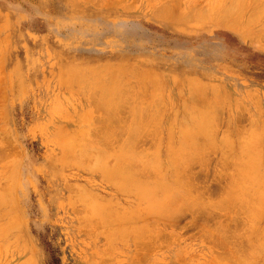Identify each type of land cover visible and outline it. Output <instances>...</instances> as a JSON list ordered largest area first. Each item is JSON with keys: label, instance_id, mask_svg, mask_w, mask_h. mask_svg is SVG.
<instances>
[{"label": "rangeland", "instance_id": "rangeland-1", "mask_svg": "<svg viewBox=\"0 0 264 264\" xmlns=\"http://www.w3.org/2000/svg\"><path fill=\"white\" fill-rule=\"evenodd\" d=\"M1 189L0 264H264V0H0Z\"/></svg>", "mask_w": 264, "mask_h": 264}, {"label": "bare ground", "instance_id": "bare-ground-1", "mask_svg": "<svg viewBox=\"0 0 264 264\" xmlns=\"http://www.w3.org/2000/svg\"><path fill=\"white\" fill-rule=\"evenodd\" d=\"M109 66H111V65H109ZM132 67H133V65H132ZM83 70H84V69H83ZM106 72H107V71H106ZM106 72H105V73H106ZM78 74H79V73H78ZM142 74H143V73H142ZM91 75H93V74H91ZM101 76H102V75H101ZM128 76H129V75H128ZM143 76H144V75H143ZM143 76H142V77H143ZM85 77H86V76H85ZM79 78H80V77H79ZM137 78H138V77H137ZM155 79H156V78H155ZM108 80H109V79H108ZM115 80H116V79H115ZM86 81H87V80H86ZM89 81H90V80H89ZM106 81H107V80H106ZM106 81H105V82H106ZM136 81H137V80H136ZM139 81H141V80H139ZM191 81H192V83H193V80H191ZM78 82H79V80H78ZM83 82H84V81H83ZM93 82H94V81H93ZM154 82H155V81H154ZM81 83H82V82H81ZM97 83H98V82H97ZM103 83H104V82H103ZM114 83H115V82H114ZM134 83H135V82H134ZM90 84H91V83H90ZM105 84H107V82H106ZM117 84H118V83H117ZM150 84H151V83H150ZM107 85H108V84H107ZM193 85H194V84H193ZM90 86H93V85H90ZM130 86H131V85H130ZM130 86H129V87H130ZM139 86H140V85H139ZM152 86H153V85H152ZM134 87H135V86H134ZM141 87H142V86H141ZM154 87H155V86H154ZM194 87H195V85H194ZM96 88H97V87H96ZM90 89H91V88H90ZM106 89H107V88H106ZM122 89H123V88H122ZM133 89H135V88H133ZM104 90H105V89H104ZM114 90H115V89H114ZM126 90H127V88L125 89V92H126ZM128 91H129V90H128ZM130 91H131V89H130ZM132 91H133V90H132ZM135 91H136V89H135ZM105 92H106V90H105ZM107 92H108V91H107ZM107 92H106L105 94H107ZM111 92H112V90H111ZM114 92H115V91H114ZM114 92H113V94H112L113 97H114V95H115ZM125 92H123V93L125 94ZM189 92H190V91H189ZM93 93H94V92H93ZM103 93H104V92H102V95H104V96H102V97H105V96L108 95V94L105 95V94H103ZM108 93H109V92H108ZM117 93H118V92H117ZM117 93H116V94H117ZM119 93H120V92H119ZM121 94H122V93H121ZM150 94H151V93H150ZM122 95H123V94H122ZM142 95L144 96V94H142ZM156 95L159 96L158 93H156ZM108 96L110 97V93H109ZM119 96H120V94H119ZM87 97H88V96H87ZM117 97H118V95H117ZM120 97H121V96H120ZM88 98H89V97H88ZM92 98H93V97H92ZM92 98H91V99H92ZM111 98H112V97H111ZM136 98H137V97H136ZM140 98H141V97H140ZM153 98H154V97H153ZM125 99H126V98H125ZM125 99H124V100H125ZM127 99H128V98H127ZM134 99H135V98H134ZM134 99H133V100H134ZM104 100H106V99H104ZM113 100H114V98H113ZM116 100H117V99H116ZM119 100H120V99H119ZM122 100H123V99H122ZM133 100H132V101H133ZM139 100H140V99H139ZM152 100H154V99H152ZM100 101H101V100H100ZM126 101H127V100H126ZM158 101H159V100H158ZM160 101H161V99H160ZM101 102H102V101H101ZM118 102H119V101H118ZM129 102H130V101H129ZM213 102H214V101H213ZM115 103L117 104V101H116ZM141 103H142V102H141ZM143 103H144V102H143ZM143 103H142V104H143ZM152 103H154V101H152ZM161 103H162V101L160 102V104H159V103H157V104L161 105ZM94 104H95V103H94ZM100 104H101V103H100ZM102 104H104V103H102ZM155 104H156V102H155L153 105H155ZM104 105H105V104H104ZM153 105H152V106H153ZM159 105H158V106H159ZM141 106H142V105H141ZM158 106H157V107H158ZM100 107H101V106H100ZM106 107H107L108 112L111 113V109L109 110L108 106H106ZM159 107H160V106H159ZM161 107H162V105H161ZM161 107H160V108H161ZM113 108H114V107H113ZM130 108H131V107H130ZM152 108H153V107H152ZM160 108H159V109H160ZM210 108H211V107H210ZM212 108H214L213 105H212ZM216 108H217V107H216ZM216 108H215V109H216ZM115 109L117 110V108H115ZM127 109H128V108H127ZM143 109H144V108H143ZM156 109H158V108H156ZM101 110H102V109H101ZM152 110L154 111V109H152ZM161 110H162V109H161ZM161 110H160V111H161ZM114 111H115V110H114ZM132 111H133V110H132ZM132 111H131V112H132ZM140 111H141V110H140ZM160 111H158V112H160ZM202 111H204V109H201V112H200V113H202ZM211 111H212V109H211ZM112 112H113V111H112ZM115 112H116V111H115ZM198 112H199V111H198ZM205 112H206V114H208L207 111H204V114H205ZM113 113H114V112H113ZM123 113H125V111H124ZM137 113H138V112H137ZM139 113H140V112H139ZM214 113H217V112H214ZM214 113L212 114L213 116H214ZM160 114H161V113H160ZM96 115H97V114H96ZM108 115H112V113H111V114L108 113ZM134 115H135V114H134ZM134 115H133V116H134ZM140 115H141V114H140ZM144 115H145V114H144ZM119 116H120V115H119ZM135 116H136V115H135ZM198 116L201 117V116H204V115H201V114H200V115H198ZM208 116H209V114H208ZM208 116H207V117H208ZM210 116H211V115H210ZM96 117H97V116H96ZM120 117H121V116H120ZM152 117H154V116H152ZM200 117H199V123H200V119H201ZM207 117H206V119H207ZM105 118H106V117H105ZM192 118H193V117H192ZM194 118H195V117H194ZM204 118H205V117H203V119H204ZM106 119H107V118H106ZM146 119H147V118H146ZM154 119H155V118H154ZM210 119H211V118H210ZM91 120H92V119H91ZM93 120H94V119H93ZM151 120H152V119H151ZM158 120H159V118H158ZM207 120H209V118H208ZM94 121H95V120H94ZM112 121H113V120H112ZM129 121L131 122V120H129ZM141 121H142V120H141ZM141 121H140V122H141ZM153 121H154V120H153ZM193 121H194V120H193ZM133 122H134V121H133ZM135 122H136V121H135ZM142 122H143V121H142ZM156 122H159V121H156ZM94 123H95V122H94ZM143 123H144V122H143ZM148 123H149V124L151 123L150 120H149V122H147V125H146L147 127L150 126V125L148 126ZM205 123H206V121H205ZM90 124H91V122H90ZM135 124H136V123H135ZM135 124H134V126H135ZM200 124H201V123H200ZM109 125H110V124H109ZM142 125H143V124H142ZM142 125H141V126H142ZM152 125H153V124H152ZM194 125L196 126V124H194ZM107 126H108V125H107ZM125 126H126V125H125ZM125 126H124V127H125ZM137 126H138V125H137ZM141 126H140V127H141ZM155 126H156V123H155ZM155 126H154V127H155ZM197 126H198V125H197ZM197 126H196V127H197ZM208 126H209V125H208ZM208 126H207V127H208ZM210 126H211V125H210ZM210 126H209V127H210ZM121 127H122V126H121ZM138 127H139V126H138ZM147 127H146V128H147ZM157 127H158V126H157ZM199 127H200V126H199ZM84 128H85V127H84ZM96 128H97V127H96ZM96 128H94V129H96ZM141 128H142V127H141ZM151 128H153V127H151ZM203 128H204V127H203ZM205 128H206V127H205ZM89 129H90V128H89ZM91 129H92V128H91ZM113 129L116 130V128H113ZM125 129H126V128H125ZM156 129H157V128H156ZM156 129H155V130H156ZM191 129H192V128H191ZM210 129H212V128H210ZM80 130H81V129H80ZM83 130H85V129H82V131H83ZM122 130H124V129L122 128ZM129 130H131V129H129ZM129 130H128V131H129ZM135 130H136V129L134 128V130H133L134 133H135ZM148 130H149V129H148ZM155 130H154V131H155ZM157 130H158V129H157ZM200 130H201V129H200ZM96 131H97V130H96ZM116 131L118 132V130H116ZM120 131H121V129H120ZM133 131H131V132H133ZM142 131H143V130H142ZM150 131H151V130H150ZM150 131H147V132L150 133ZM154 131H153V132H154ZM204 131H205V130H204ZM208 131H209V130H208ZM88 132H89V130H88ZM98 132H99V131H98ZM111 132H112V131H111ZM113 132H114V131H113ZM113 132H112V133H113ZM117 132H114L113 134L110 133V134H111V136L114 135L115 133L118 135ZM121 132H122V131H121ZM123 132H125V130H124ZM126 132H127V131H126ZM131 132H130V134H132ZM209 132H210V131H209ZM103 133H104V132H103ZM119 133H120V132H119ZM155 133H156V131H155ZM90 134H91V133H90ZM110 134H109V135H110ZM116 134H115V136H116ZM123 134H124V133H123ZM127 134H128V133H126V135H127ZM136 134H137V133H136ZM138 134H140V130H139V133H138ZM147 134H148V133H147ZM157 134H158V133H157ZM105 135H106V134H105ZM134 135H135V134H134ZM142 135H143V133H142ZM188 135L190 136V134H188ZM191 135H192V134H191ZM206 135H209V134H206ZM115 136H112V137H115ZM128 136H129V135H128ZM130 136L132 137V135H130ZM130 136H129V137H130ZM156 136H157V135H156ZM179 136H180V135H179ZM185 136H186V135H185ZM202 136H203V135H202ZM204 136H205V135H204ZM83 137L85 138V136H83ZM117 137L119 138V136H117ZM134 137H135V136H134ZM209 137H211V136H209ZM142 138H143V137H142ZM142 138H141V140H143ZM193 138H194V137H192V139H193ZM197 138H198V137H197ZM114 139H115V138H114ZM190 139H191V138H190ZM199 139H200V138H199ZM209 139H210V141H212L211 138H209ZM141 140H140V141H141ZM144 140H146V139H144ZM131 141L133 142V140H131ZM140 141H139V142H140ZM149 141H151V140H149ZM195 141H196V140H195ZM112 142H113V141H112ZM115 142H116V140H115ZM142 142H143V141H142ZM147 142H148V141H147ZM193 142H194V141H193ZM193 142H191V143L193 144ZM207 142H208V141H207ZM212 142H213V141H212ZM110 143H111V142H110ZM113 143H114V142H113ZM194 143H195V142H194ZM196 143H197V142H196ZM208 143H209V142H208ZM208 143L206 144V142H205V145H208ZM142 144H143V143H142ZM150 144H151V143H150ZM182 144H183V143H182ZM211 144H212V143H211ZM99 145H100V144H99ZM104 145H105V144H104ZM179 145H181V144H179ZM212 145H213V144H212ZM115 146H116V145H115ZM124 146H125V145H124ZM183 146H184V145H183ZM210 146H211V145H210ZM210 146H209V147H210ZM141 147H143V146H141ZM155 147H156V149H158V146H154L153 148H155ZM118 148H119V147H118ZM177 148H178V147H177ZM186 148H187V147H186ZM77 149H78V148H77ZM123 149H126V148H122L121 150H123ZM127 149H128V148H127ZM141 149H142V148H141ZM150 149H151V148H150ZM150 149H149V150H150ZM168 149H169V151H171L170 148H168ZM183 149H184V148H183ZM209 149H210V148H209ZM1 150H2V149H1ZM89 150H90V149H89ZM129 150H130V149H129ZM129 150L127 151V154H126L125 151H124L125 153L123 152V153L126 154V155H123V153H121V154H122V157H121L120 159H117L115 163H114V156H113V160H112V161H113V163L115 164V168H113V165H114L113 163H112L113 165L111 166L112 171H113V170H115V171L117 170L116 172H120L121 175H122V173H123V175H129V177H127V179H128V178H130V179H131V178H136L137 175L134 176L133 172L135 171V172L137 173V172H138L137 169L141 167V166H139V165H140V164H139L140 162H139L138 160L142 161V160L144 159L143 157H142L143 159L141 158L142 160L139 158V157H141L142 154L140 155L139 153H136V152H135V153L137 154L136 156H138V154L140 155L139 157H136V156H134V155H135L134 152H132L133 156L135 157L134 159L137 158L136 161H137V163L139 162L138 165H137V167H136V162H135V160L133 159V156L130 155L131 152H130ZM135 150H136V149H135ZM153 150H155V149H153ZM180 150H181V149H180ZM114 151H116V150H114ZM140 151H141V150H140ZM142 151H143V150H142ZM203 151H204V150H203ZM75 152H76V151H75ZM75 152H74V153H75ZM78 152H79V150H78ZM116 152H117V151H116ZM129 152H130V153H129ZM151 152H152V151H151ZM154 152H155V151H154ZM166 152H167V151H166ZM178 152H180V151L178 150ZM181 152H182V151H181ZM181 152H180V153H177V154H181ZM189 152H190V150H189ZM3 153H4V151H3ZM89 153H90V152H89ZM103 153H104V152H103ZM142 153H144V152H142ZM148 153H149V152H148ZM168 153H170V152H168ZM171 153H172V152H171ZM173 153H174V152H173ZM203 153H204V152H203ZM75 154H76V153H75ZM78 154H79V153H78ZM80 154H81V152H80ZM128 154H129V155H128ZM166 154H167V153H166ZM177 154H176V155H177ZM182 154H183V153H182ZM1 155L3 156L4 154H1ZM112 155H113V154H112ZM119 155H120V153H119ZM127 155H128V156H127ZM145 155H146V151H145ZM147 155H148V154H147ZM167 155H168V154H167ZM172 155H173V154H172ZM81 156H82V158H84L83 156H85V155H81ZM88 156H89V155H88ZM91 156H92V155H91ZM104 156H106V155H104ZM151 156H152V155H151ZM177 156H178V155H177ZM179 156H180V155H179ZM93 157H94V156H93ZM107 157H108V156H107ZM149 157H150V156H149ZM181 157H182V156H181ZM181 157H179V158H181ZM116 158H117V157H116ZM138 158H139V159H138ZM146 158H148V157H146ZM156 158H157V157H156ZM172 158H175V157H172ZM183 158H184V157H183ZM186 158H187V157H186ZM92 159H93V158H92ZM150 159H151V158H150ZM76 160H77V158H76ZM78 160H79V159H78ZM84 160H85V158L83 159V161H84ZM90 160H91V159H90ZM90 160H88V161L90 162ZM109 160L111 161V158H110ZM109 160H108V161H109ZM145 160H146V159H144V162H145ZM147 160H149V159H147ZM147 160H146V161H147ZM151 160H152V159H151ZM151 160H150V163H151ZM189 160H190V159H189ZM191 160H192V159H191ZM193 160H194V159H193ZM92 161H93V160H92ZM108 161H107V162H108ZM110 161H109V162H110ZM155 161H156V160H155ZM186 161H187V159H186ZM186 161H185V162H186ZM201 161H202V160H201ZM226 161H227V162H226ZM77 162L79 163V161H77ZM84 162H85V161H84ZM144 162H142L141 164L143 165ZM152 162H153V161H152ZM169 162H170V160H169ZM185 162H184V165H185ZM194 162H195V161H194ZM225 162L228 163V160H226V158H225ZM230 162H231V160H230ZM134 163H135V165H134ZM146 163H147V162H146ZM170 163H171V162H170ZM176 163H177V161H176ZM186 163H187V162H186ZM190 163H191V161H190ZM200 163H201V162H200ZM87 164L93 166V165H92V162H91L90 164H89V163H87ZM108 164H109V163H107V165H108ZM144 164H145V163H144ZM191 164H192V163H191ZM196 164H198V162L195 163L194 166H196ZM205 164H206V163H205ZM239 164H240V163H239ZM133 165H134L135 167H134ZM146 165H147V164H146ZM148 165H149V164H148ZM156 165H157V164H156ZM186 165H187V164H186ZM201 165H202V163H201ZM230 165H231V164L229 163V165H228L229 168H230ZM144 166H145V165H144ZM144 166H142V167H144ZM188 166H190L189 161H188ZM192 166H193V165H192ZM194 166H193V167H194ZM237 166H238V163H237ZM237 166H236V167H237ZM248 166H249V165H248ZM133 167H134V168H133ZM142 167H141V168H142ZM147 167H148V166H147ZM184 167H185V166H184ZM203 167H204V164H203ZM225 167H226V165H225ZM238 167H239V166H238ZM104 168H105V167H104ZM172 168H173V167H172ZM176 168H177V167H176ZM190 168H191V166H190ZM135 169H136V170H135ZM147 169H149V168H147ZM174 169H175V168H174ZM182 169H183V168H182ZM188 169H189V168H188ZM188 169H187V170H188ZM191 169H192V168H191ZM236 169H237V168H235V170H236ZM239 169H240V168H238V169L236 170V172L239 171ZM106 170H109V169H105V171H106ZM143 170H145V169H143ZM151 170H152V169H151ZM187 170H185V171H187ZM248 170H249V169H248ZM145 171H146V170H145ZM179 171H180V170H179ZM185 171H184V172H185ZM188 171H189V170H188ZM188 171H187V173H190V172H188ZM202 171H203V170H202ZM140 172H141V171H140ZM146 172H147V171H146ZM233 172H234V170H233ZM112 173H113V172H112ZM176 173H178V172H176ZM191 173H192V172H191ZM131 174L133 175V177L131 176ZM215 174H216V172H215ZM225 174H226V173H225ZM113 175H114V174H113ZM138 175H139V174H138ZM161 175H162V174H161ZM161 175H160V176H161ZM177 175H178V174H177ZM187 175H188V174H187ZM192 175H194V174H192ZM213 175H214V174H213ZM103 176H104V175H103ZM144 176L146 177V175H144ZM144 176H143V178H144ZM148 176H149V174H148ZM173 176H174V175H173ZM162 177H163V176H162ZM188 177H189V176H188ZM190 177H191V176H190ZM242 177H243V176H242ZM140 178H141V177H140ZM150 178H151V177H150ZM150 178H149V179H150ZM215 178H216V177H215ZM235 178H237V177H235ZM238 178H239V177H238ZM240 178H241V177H240ZM240 178H239V179H240ZM111 179H114V178H111ZM125 179H126V178H125ZM127 179H126V180H127ZM191 179H192V178H191ZM243 179H244V177H243ZM164 180H165V179H164ZM189 180H190V179H189ZM189 180H188V181H189ZM195 180H196V179H195ZM217 180H218V179H217ZM228 180H229V179H228ZM237 180H238V179H237ZM114 181H115V180H114ZM134 181H135V180H134ZM173 181H174V180H173ZM243 181H244V180H243ZM124 182H125V181H124ZM147 182H148V180H147ZM147 182H146V183H147ZM159 182H160V181H159ZM163 182H165V181H163ZM193 182H194V181H193ZM217 182H219V180H218ZM220 182H221V181H220ZM226 182H227V181H226ZM229 182H230V181H229ZM234 182H236V179H235ZM149 183H150V181H149ZM149 183H148V184H149ZM178 183H179V182H178ZM190 183H191V181H190ZM227 183H228V182H227ZM250 183H251V182H250ZM113 184H114V183H113ZM144 184H145V183H144ZM166 184H167V183H166ZM188 184H189V183H188ZM196 184H197V183H196ZM241 184H242V183H241ZM6 185H7V184H6V182H5L4 187H7ZM121 185H122V184H121ZM180 185H181V184H180ZM223 185H224V184H223ZM232 185H233V184H232ZM234 185H235V184H234ZM236 185H237V184H236ZM144 186H145V185H143V187H144ZM147 186H148V185H147ZM166 186H167V185H166ZM192 186H193V183H192ZM225 186H227V185H225ZM229 186H230V185H229ZM246 186H247V185H246ZM4 187H3V188H4ZM116 187H117V186H116ZM125 187H126V186H125ZM170 187H172V185H171ZM179 187H180V186H179ZM189 187H190V186H189ZM220 187H221V185H220ZM230 187H231V186H230ZM230 187H229V188H230ZM240 187H241V186H240ZM145 188H146V187H145ZM172 188L174 189V187H172ZM185 188H186V187H185ZM227 188H228V187H227ZM229 188H228V189H229ZM238 188H239V187H238ZM5 189H6V188H5ZM77 189H78V188H77ZM218 189H219V188H218ZM220 189H221V188H220ZM223 189H224V188H223ZM246 189H247V188H246ZM255 189H256V188H255ZM3 190H4V189H3ZM150 190H152V188H151ZM171 190H172V189H171ZM185 190H186V189H185ZM194 190H195V188H194ZM237 190H238V189H237ZM0 191L2 192V189H1ZM5 191H6V190H5ZM144 191H145V190H144ZM147 191H148V190H147ZM190 191H192V190H190ZM196 191H197V190H196ZM224 191H225V189H224ZM240 191H241V190H240ZM243 191L245 192V189H244ZM252 191H253V190H252ZM7 192H8V191H7ZM145 192H146V191H145ZM150 192H151V191H150ZM150 192H149V193H150ZM177 192H178V191H177ZM188 192H189V191H188ZM227 192H228V194L230 193L228 190H227ZM232 192H233V191H232ZM232 192H231V193H232ZM234 192H235V191H234ZM238 192H239V191H238ZM246 192H247V191H246ZM246 192H245V193H246ZM2 193H3V192H2ZM2 193H1V194H2ZM121 193H122V192H121ZM136 193H138V192L136 191ZM139 193H140V192H139ZM171 193H172V192H170V194H171ZM178 193H179V192H178ZM197 193H198V192H197ZM219 193H220V192H219ZM225 193H226V192H225ZM235 193H236V192H235ZM1 194H0V195H1ZM3 194H5V192H4ZM147 194H148V193H147ZM159 194L161 195V193H159ZM179 194H181V193H179ZM248 194H249V193H248ZM258 194H259V193H258ZM76 195H77V194H76ZM78 195H79V194H78ZM82 195H83V194H82ZM82 195H81V196H82ZM136 195H138V194H136ZM199 195H200V194H199ZM250 195H251V194H250ZM254 195L256 196V194H254ZM84 196H85V195H84ZM166 196H167V195H166ZM166 196H165V197H166ZM172 196H173V195H172ZM191 196H192V195H191ZM231 196H232V195H231ZM238 196H239V195H238ZM5 197H6V196H5ZM87 197H88V196H87ZM139 197H140V196H139ZM141 197H142V196H141ZM162 197H163V196H162ZM180 197H182V196H180ZM187 197H189V196H187ZM193 197H194V196H193ZM207 197H209V196L207 195ZM211 197H212V196H211ZM233 197H234V196H233ZM0 198H1V197H0ZM146 198H147V197H146ZM166 198H167V197H166ZM174 198H175V196H174ZM185 198H186V197H185ZM194 198H195V197H194ZM198 198H199V197H198ZM214 198H215V197H214ZM223 198H224V197H223ZM223 198H222V200H223ZM225 198H227V196H226ZM240 198H241V197H240ZM240 198H239V199L236 198V199L240 200ZM253 198H254V197H253ZM3 199H4V198H3ZM177 199H178V198H177ZM182 199H183V198H182ZM191 199H192V198H191ZM215 199H216V198H215ZM228 199H229V198H228ZM242 199L244 200V198H242ZM256 199H258V198H256ZM256 199H255V200H256ZM4 200H5V199H4ZM8 200H9V199H8ZM150 200H151V198H150ZM163 200H164V199H163ZM172 200H173V199H172ZM174 200H175V199H174ZM192 200H193V201H196L195 199H192ZM213 200H214V199H213ZM222 200L220 201V198H219V202H223ZM255 200H254V202H256ZM0 201H1L0 203L4 202V201L1 200V199H0ZM9 201H10V200H9ZM81 201H83V200H81ZM147 201H148V200H147ZM153 201H154V200H153ZM184 201H185V200H184ZM187 201H189V198H188ZM190 201H191V200H190ZM224 201H226V200H224ZM247 201H248V200H247ZM259 201H260V200H259ZM139 202H140V200H139ZM161 202H163V201H161ZM170 202H171V201H170ZM175 202H176V201H175ZM191 202H192V201H191ZM212 202H214V201H212ZM212 202H211V203H212ZM251 202H252V201H251ZM90 203H91V202H90ZM149 203H150V202H149ZM153 203H154V202H153ZM178 203H179V202H178ZM214 203L216 204V200H215ZM214 203H212V204H214ZM226 203H228V202H226ZM241 203H242V202H241ZM261 203H262V202H261ZM2 204H3V203H2ZM86 204H87V203H86ZM92 204H94V203H92ZM161 204H162V203H161ZM161 204L159 205L158 208H160ZM169 204H171V203H169ZM179 204H180V203H179ZM182 204H183V203H182ZM182 204H181V205H182ZM217 204H218V203H217ZM221 204H224V203H221ZM221 204H220V205H221ZM243 204H245V206H246V203H243ZM256 204H257V202H256ZM94 205H96V204H94ZM164 205H165V204H164ZM164 205H162V206H164ZM193 205H195V204H193ZM206 205H207V204H206ZM234 205H235V204H234ZM241 205H242V204H241ZM90 206H91V205H90ZM157 206H158V205H157ZM157 206H156V207H157ZM162 206H161V207H162ZM189 206H190V204H189ZM261 206H262V205H261ZM169 207H170V205H169ZM169 207H168V208H169ZM171 207H172V206H171ZM171 207H170V209H171ZM181 207H182V206H181ZM184 207H186V206L184 205ZM194 207H195V206H194ZM224 207H225V206H224ZM93 208H94V207H93ZM93 208H91V209L93 210ZM96 208H97V206H96ZM96 208H95V212L99 213V212L97 211ZM164 208H165V207H164ZM164 208H162L163 211L167 208V206H166L165 209H164ZM178 208H179V207H178ZM187 208H188V207H187ZM191 208H192V207H191ZM195 208H196V207H195ZM207 208H208V207H207ZM217 208H218V207H217ZM232 208H233V207H232ZM232 208H231V209H232ZM154 209H155V208H154ZM156 209H157V208H156ZM160 209H161V208H160ZM160 209H159V210L157 209V210H155V211H157V212L160 211V214H161L163 211L161 212L162 209H161V210H160ZM170 209H169V211H170ZM185 209H186V208H185ZM205 209H206V208H205ZM236 209H238V207H237ZM236 209H235V210H236ZM92 210H91V211H92ZM101 210H102V209H101ZM192 210H194V209L192 208ZM202 210H203V208H202ZM224 210H225V209H224ZM251 210H252V209H251ZM93 211H94V210H93ZM104 211H105V210H104ZM166 211H167V213H168V210H166ZM190 211H191V210H190ZM231 211H232V210H231ZM237 211H238V210H237ZM253 211H254V210H253ZM259 211H260V210H259ZM87 212H88V210H87ZM170 212H171V211H170ZM234 212H235V211H234ZM240 212H241V211L239 210V213H240ZM246 212H249L248 214H250V211H246V210H245V213H246ZM254 212H255V211H254ZM256 212H257V211H256ZM91 213H92V215L94 214V212H91ZM181 213H183V211H181ZM207 213H208V212H207ZM212 213H213V212H212ZM212 213H211V215H212ZM232 213H233V212H232ZM241 213H242V212H241ZM101 214H102V213H101ZM101 214H100V215H101ZM158 214H159V213H158ZM160 214H159V216H160ZM165 214H166V212H165ZM208 214H210V213H208ZM233 214H235V213H233ZM233 214H232V215H233ZM236 214H237V213H236ZM251 214H252V213H251ZM254 214H255V213H254ZM89 215H91V214H89ZM92 215H91V216H92ZM97 215H98V214H97ZM97 215H96V216H97ZM168 215H169V213H168ZM213 215H215V214L213 213ZM245 215H247V214H245ZM255 215L257 216V214H255ZM102 216H103V215H102ZM132 216H133V215H132ZM135 216H136V213H135ZM162 216H164V213H162L161 218H162V219L166 218V217L163 218ZM169 216H171V214H170ZM207 216H209V215H207ZM230 216H231V215H230ZM233 216H234V215H233ZM247 216H248V215H247ZM93 217H94V216H93ZM204 217H206V216H204ZM226 217H227V216H226ZM241 217L243 218V216H241ZM245 217H246V216H245ZM96 218H97V217H96ZM96 218H95V219H96ZM123 218H124V217H123ZM232 218H233V217H232ZM248 218H250V216H248ZM111 219H112V218H111ZM169 219H170V218H169ZM175 219H176V218H175ZM238 219H239V218H238ZM246 219H247V218H246ZM250 219H251V218H250ZM12 220H13V219H12ZM99 220H100V219H99ZM106 220H107V219H106ZM109 220H110V218H109ZM171 220H172V219H171ZM235 220H236V219H235ZM240 220H241V219H240ZM251 220H252V223H255V222H256L255 220H254V222H253V218H252ZM107 221H108V220H107ZM116 221H118V220H116ZM246 221H247V220H246ZM246 221H245V222H246ZM14 222H15V221H14ZM110 222H111V220H110ZM110 222H109V223H110ZM96 223H97V222H96ZM115 223H116V222H115ZM221 223H222V222H221ZM247 223H248V222H247ZM247 223H246V225H247ZM252 223H251V224H252ZM105 224H106V223H105ZM107 224H108V222H107ZM224 224H225V222H224ZM241 224H242V222H241ZM251 224H249V227H250ZM97 225H99V224H97ZM109 225H110V224H109ZM227 225H229V224H227ZM242 225H243V224H242ZM118 226H119V225H118ZM220 226H221V225H220ZM229 226H231V225H229ZM138 227H139V226H138ZM214 227H215V226H214ZM227 227H228V226H227ZM242 227H243V226H242ZM98 228H99V227H98ZM106 228H107V227H106ZM108 228H109V227H108ZM122 228H123V227H122ZM220 228H221V227H220ZM115 229H116V226H115ZM132 229H133V227H132ZM211 229H212V228H211ZM214 229H216V228H214ZM244 229H245V226H244ZM247 229H248V227H247ZM116 230H117V229H116ZM124 230H125V229H124ZM129 230H131V228H130ZM222 230H223V229H221V230H219V231H222ZM235 230H236V227H235ZM237 230H238V229H237ZM239 230H240V229H239ZM105 231H106V230H105ZM112 231H113V230H112ZM133 231H135V230H133ZM205 231H207V230H205ZM224 231H225V230H224ZM245 231H247V230H245ZM248 231H249V230H248ZM250 231H251V230H250ZM120 232H121V231H120ZM135 232H136V234H137V231H135ZM214 232H215V231H214ZM232 232H233V231H232ZM241 232H242V230H241ZM108 233H109V232H108ZM117 233H118V232H117ZM133 233H134V232H133ZM148 233H149V232H148ZM222 233H223V232H221V234H222ZM237 233H239V232L237 231L236 234H237ZM242 233H243V232H242ZM213 234H214V233H213ZM223 234H224V233H223ZM244 234H246V233H244ZM127 235H128V234H127ZM127 235H126V236H127ZM206 235H207V232H206ZM214 235H216V234H214ZM234 235H235V233H234ZM238 235H240V233H239ZM238 235H237V236H238ZM248 235H249V234H248ZM123 236H124V234H123ZM212 236H213V235H212ZM222 236H223V235H222ZM119 237H120V236H119ZM207 237H208V236H207ZM216 237H217V235H216ZM218 237H219V236H218ZM224 237H225V236H224ZM246 237H247V235L245 236V238H246ZM121 238H122V237H121ZM137 238H138V237H137ZM147 238H148V236H147ZM152 238H153V237H152ZM152 238H151V239H152ZM210 238H211V237H210ZM219 238H220V237H219ZM226 238H227V237H226ZM242 238L245 240L244 237H242ZM151 239H149V241H150ZM215 239H216V238L214 237V240H215ZM243 239H242V240H243ZM246 239H247V238H246ZM248 239H249V238H248ZM248 239H247V240H248ZM261 239H262V238H261ZM108 240H109V239H108ZM220 240H221V238H220ZM224 240H225V238H224ZM257 240H258V239H257ZM257 240H255V242H256ZM262 240H264V239H262ZM262 240H261V241H262ZM109 241H110V240H109ZM139 241H140V240H139ZM139 241H138V242H139ZM142 241H143V239H142ZM149 241H148V242H149ZM239 241H240V240H239ZM135 242H136V240H135ZM221 242H222V240H221ZM223 242H225V241H223ZM223 242H222V243H223ZM140 243H141V241H140ZM214 243H215V242H214ZM225 243H226V242H225ZM225 243H223V244H225ZM238 243H242V242H238ZM245 243H246V242H245ZM252 243H253V242H252ZM259 243H261V242H259ZM259 243H258V244H259ZM262 243H264V242H262ZM146 244H147V243H146ZM256 244H257V243H256ZM258 244H257V245H258ZM141 245H142V244H141ZM225 245H227V243H226ZM248 245H249V243H248L247 245H245V246L247 247ZM252 245H255V244H254V243L251 244L250 247H253ZM261 245H262V244H261ZM229 246H230V245H229ZM229 246H228V247H229ZM237 246H238V245H237ZM241 246H242V247H245L244 244L241 245ZM255 246H256V245H255ZM262 246H264V245H262ZM143 247H145V246H143ZM231 247H233V246H231ZM231 247H230V249H231ZM250 247H249V248H250ZM225 248H226V247H225ZM237 248H238V247H237ZM258 248H259V245H258ZM220 249H221V248H220ZM226 249H227V248H226ZM230 249L228 248V250H230ZM262 249H264V248H262ZM221 251H222V250H221ZM233 251H234V250H233ZM229 253H230V252H229ZM251 253H252V252H251ZM253 253H254V251H253ZM253 253H252V254H253ZM255 253H256V252H255ZM255 253H254V254H255ZM227 254H228V253H226V255H227ZM252 254H251V255H252ZM254 254H253V256H254ZM231 255H232V254H231ZM244 255L246 256V254H244ZM248 256H250V255H248ZM232 257H233V255H232ZM250 257H251V256H250ZM223 258H224V257H223ZM234 258H235V257H234ZM245 258H248V257H245ZM217 259H218V258H217ZM235 259H237V258H235ZM249 259H250V258H249ZM240 260H241V258H240ZM247 260H248V259H247ZM247 260H246V261H247ZM250 260H252V259H250ZM250 260H248V261H250ZM26 261H27V259H26ZM33 261H34V260H33ZM30 263H31V262H30ZM214 263H215V262H214ZM217 263H218V262H216V264H217ZM231 263H232V261L230 262V264H231ZM247 263H248V262H247ZM252 263H253V262H252ZM252 263H250V264H252ZM253 264H254V263H253Z\"/></svg>", "mask_w": 264, "mask_h": 264}]
</instances>
